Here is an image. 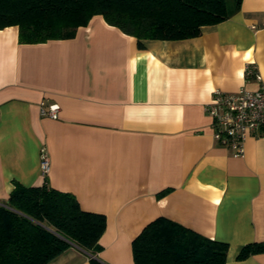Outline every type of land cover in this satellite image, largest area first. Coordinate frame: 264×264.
Instances as JSON below:
<instances>
[{"label":"crops","instance_id":"obj_1","mask_svg":"<svg viewBox=\"0 0 264 264\" xmlns=\"http://www.w3.org/2000/svg\"><path fill=\"white\" fill-rule=\"evenodd\" d=\"M247 68L264 78V0H241L185 39L139 43L99 14L38 43L1 28L0 203L14 181L46 180L105 215L99 251L71 244L49 264H134L132 240L159 216L227 242L225 264H264V253L237 258L264 241V137L249 135L235 156L204 110L214 89L255 88ZM52 103L57 118L40 112Z\"/></svg>","mask_w":264,"mask_h":264},{"label":"trees","instance_id":"obj_2","mask_svg":"<svg viewBox=\"0 0 264 264\" xmlns=\"http://www.w3.org/2000/svg\"><path fill=\"white\" fill-rule=\"evenodd\" d=\"M241 0H0V29L16 25L20 43L73 37L94 15L143 39H185L201 26L229 18ZM0 203V264H49L71 245L96 253L105 230L102 213L84 210L69 191L13 182ZM168 191L163 190L160 194ZM228 243L170 218L148 222L132 240L134 264H225ZM264 253V241L245 244L244 259ZM91 264H103L91 258Z\"/></svg>","mask_w":264,"mask_h":264},{"label":"built area","instance_id":"obj_3","mask_svg":"<svg viewBox=\"0 0 264 264\" xmlns=\"http://www.w3.org/2000/svg\"><path fill=\"white\" fill-rule=\"evenodd\" d=\"M253 75L256 87H241L236 92L214 89L212 97L204 104L206 114L211 118L214 139L222 146L231 148L235 156L244 153V142L249 135L264 137V78L255 68H247ZM59 105L41 104L40 112L57 118ZM49 155L45 148L40 151V170L43 175L49 171Z\"/></svg>","mask_w":264,"mask_h":264},{"label":"rangeland","instance_id":"obj_4","mask_svg":"<svg viewBox=\"0 0 264 264\" xmlns=\"http://www.w3.org/2000/svg\"><path fill=\"white\" fill-rule=\"evenodd\" d=\"M229 2H231V0H228Z\"/></svg>","mask_w":264,"mask_h":264}]
</instances>
